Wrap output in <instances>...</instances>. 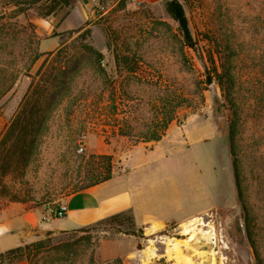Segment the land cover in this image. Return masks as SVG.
I'll list each match as a JSON object with an SVG mask.
<instances>
[{
  "label": "rangeland",
  "instance_id": "1",
  "mask_svg": "<svg viewBox=\"0 0 264 264\" xmlns=\"http://www.w3.org/2000/svg\"><path fill=\"white\" fill-rule=\"evenodd\" d=\"M180 2L199 42L197 51L183 46L178 24L166 11V0H96L92 7L83 5L89 17L82 30L72 34L58 31L56 25L68 9L41 18L36 10L17 13L14 0H0V91H4L0 138L33 81L39 80L42 65L41 74L52 66L79 61L71 92L45 123V139L36 159L23 176L0 177V209L18 203L2 192L5 186L25 198L28 209L47 207L56 213L68 197L105 176L99 156H111L113 168L118 167L119 156L139 144L151 146L154 141L148 140L166 134L171 124L184 130L188 123L193 141L190 157L184 156L187 169L180 173V165L174 161L172 176L210 187L209 166L216 164L217 175L222 177V187H216L217 203L221 204L201 216L205 223L195 226L200 230L194 238L192 231L182 233L191 221L149 226L144 232L137 228V236L117 224L95 223L68 234L54 233L33 264H108L115 259L123 264H176L175 256L166 253L170 241L180 243L182 259L189 256L192 264H201L209 255L196 250L194 244L200 239L208 241L210 232L218 235L217 264H258L249 233L264 262V102L258 100L255 88L264 54V0ZM206 36L230 40L243 57L239 66L243 77L232 92L207 84ZM84 43L103 55L105 75L79 53ZM116 52L137 58L136 73L117 67ZM170 118L173 120L166 129ZM232 128L247 212L235 187ZM195 163L206 166L201 175ZM206 203L209 200L202 199V204ZM63 222L61 219L56 224ZM144 250L153 254L146 258Z\"/></svg>",
  "mask_w": 264,
  "mask_h": 264
},
{
  "label": "crops",
  "instance_id": "2",
  "mask_svg": "<svg viewBox=\"0 0 264 264\" xmlns=\"http://www.w3.org/2000/svg\"><path fill=\"white\" fill-rule=\"evenodd\" d=\"M95 3L96 0H73L71 9L56 24L58 31L69 32L86 24L89 16L83 5L92 7ZM187 126L188 123L184 124V130H177L171 124L160 141L149 147L133 146L119 156L118 167L114 166L109 180L68 197L64 218H56L51 208L28 209L21 203H10L0 209V253L36 242L48 232L76 230L129 210L134 214L136 227L146 228L190 222L217 208L221 203H217L216 187L218 184L222 187V177L217 175L216 164L209 166L210 187L197 180L191 185L182 176H172L174 161H178L180 173L187 169L184 156L190 157L193 143ZM166 139L169 142L165 144ZM194 166L200 175L206 168L196 163ZM202 199H208L209 203L202 204ZM61 219L64 222L56 224Z\"/></svg>",
  "mask_w": 264,
  "mask_h": 264
},
{
  "label": "trees",
  "instance_id": "3",
  "mask_svg": "<svg viewBox=\"0 0 264 264\" xmlns=\"http://www.w3.org/2000/svg\"><path fill=\"white\" fill-rule=\"evenodd\" d=\"M14 5L16 7V10L14 11L17 13H25L29 10H36L37 14L41 18H47L55 16L63 9H71L73 0H14ZM165 7L169 16L178 24V30L183 46L190 50L197 51L199 48V42H197L194 38L184 5L180 2V0H166ZM81 30L82 27L72 30L70 33L72 34ZM205 40L208 42L207 46H204L203 50L206 59L205 76L207 84H216L221 88V90L232 92L243 77L242 73H244L239 68L243 58L241 53L230 40H213V38L209 36H206ZM62 50L63 49L58 51V55L62 53ZM79 53L83 59L90 62L92 67L95 68L97 72L105 75V70L102 68L103 55L98 50H96L93 46L84 43L79 47ZM182 57L185 62V56ZM114 58L117 67L126 70L128 73H136V57L133 58L130 57V55H124L116 52L114 54ZM37 59L39 58L37 57ZM33 61L35 62V60ZM78 62V60L69 61L63 65L52 66V69L49 72H43V74H41L43 65L38 70L37 75H40L39 80L36 82L33 81L23 99L18 113L3 136L0 138L1 178L9 176H23L26 173L27 168L38 156L40 147L45 139V135L42 130L44 129L45 123H47L53 113L63 104L62 102L71 92L72 77L76 72ZM259 63V68H262V72H256L258 76L255 88H258L256 90L258 100L264 102V54L262 55ZM10 87L11 86H8L5 91L10 89ZM3 93L4 91H0V98ZM230 103L233 106L236 105L232 100ZM72 113L73 112L71 111V114ZM172 120V118L169 119L167 122L168 124L165 126L166 129ZM233 129L234 128L230 131V140L235 187L238 200L244 211L247 212L248 208L244 193L242 173L240 170L239 160L235 154V135ZM164 135V133L159 134L148 141H160ZM99 159L102 161L104 166L105 176L95 182L86 184L78 191L88 189L94 185L107 181L112 177L113 163L111 156L102 155L99 156ZM2 189V192L9 196L12 202L22 204H26L28 202L25 198H20L17 194H12L5 186H2ZM96 223L117 224L121 227H125V231L128 234L137 236V227L134 220V214L131 210L118 213ZM144 230L145 227L139 228L138 232H144ZM67 232L68 231H63L61 233L68 234ZM53 234L54 233L52 232H48L46 234V239L44 240L40 239L36 242L0 253V262L8 260L9 264H13L15 262L28 261V263L33 264L34 257H37V254L40 253L41 249H43L46 244L51 242V236ZM248 239L254 251L257 263L264 264L256 241L253 239L251 233L248 234ZM137 247L138 249H141L140 244H137ZM108 264H123V262L121 259H115L110 261Z\"/></svg>",
  "mask_w": 264,
  "mask_h": 264
},
{
  "label": "bare ground",
  "instance_id": "4",
  "mask_svg": "<svg viewBox=\"0 0 264 264\" xmlns=\"http://www.w3.org/2000/svg\"><path fill=\"white\" fill-rule=\"evenodd\" d=\"M205 222H204V219L203 218H201V217H199V218H197L196 220H193V221H191L190 222V225H184L183 226V234H187V233H190L191 231H192V237L193 236H196L197 235V231L198 230H200L199 228H195V226H198V225H203ZM191 234V233H190ZM194 238V237H193ZM170 245H169V247L167 248V251H166V253L168 254H166L167 256H169V254L171 255L172 254V256H175V258L177 259V262H176V264H192V261H191V259H190V257L188 256V257H183V259L180 257V255H179V253H180V243H178V242H171L170 241V243H169ZM155 250V249H154ZM153 250V251H154ZM143 254L145 255V256H147L146 258H149L152 254H153V252H152V250L151 251H143ZM182 256V255H181ZM187 256V255H186ZM174 259V258H173ZM145 260V259H144ZM195 263V262H194Z\"/></svg>",
  "mask_w": 264,
  "mask_h": 264
},
{
  "label": "water",
  "instance_id": "5",
  "mask_svg": "<svg viewBox=\"0 0 264 264\" xmlns=\"http://www.w3.org/2000/svg\"><path fill=\"white\" fill-rule=\"evenodd\" d=\"M208 241L206 239L197 240L194 244L196 250L207 253L209 256L201 261V264H217V241L218 235L215 232L207 233Z\"/></svg>",
  "mask_w": 264,
  "mask_h": 264
},
{
  "label": "built area",
  "instance_id": "6",
  "mask_svg": "<svg viewBox=\"0 0 264 264\" xmlns=\"http://www.w3.org/2000/svg\"><path fill=\"white\" fill-rule=\"evenodd\" d=\"M101 10L104 9V7H100ZM83 149H81L82 151ZM68 206L66 203H63L59 205L57 212L55 213L56 218H64L67 214Z\"/></svg>",
  "mask_w": 264,
  "mask_h": 264
}]
</instances>
